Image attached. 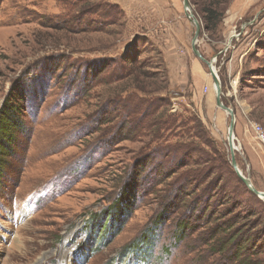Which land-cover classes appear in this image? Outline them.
<instances>
[{"label": "rangeland", "instance_id": "obj_1", "mask_svg": "<svg viewBox=\"0 0 264 264\" xmlns=\"http://www.w3.org/2000/svg\"><path fill=\"white\" fill-rule=\"evenodd\" d=\"M234 1L213 34L189 3L201 26L198 49L213 60L221 100L235 115L238 169L264 192V149L251 127L264 131V8L237 19V29L248 26V46L232 64L235 40L228 44L223 29ZM194 31L182 0H173L169 11L160 0H0V113L7 101L16 114L11 145L0 155V264H232L212 252L208 231L194 221L208 201L220 213L240 203L235 214L246 217L240 237L264 248V200L229 164L230 118L215 103L213 111L225 116L217 125L212 111L197 110L190 100L192 63L207 71L191 50ZM130 53L148 67V78L138 84L123 79ZM88 68L99 76L83 81ZM134 111L132 123L146 115L151 129L176 117L183 124L162 131L161 143L135 136L117 142ZM191 117L200 121L204 139L186 132ZM163 147L166 153L158 151ZM201 158L210 162L194 165ZM186 163L191 165L159 179ZM196 169L213 175L197 191L190 187L194 194L182 202L174 196L186 180H196ZM105 212L112 217L100 231L104 222L93 221ZM182 221L196 228L179 240ZM134 250L146 256L137 259Z\"/></svg>", "mask_w": 264, "mask_h": 264}, {"label": "trees", "instance_id": "obj_2", "mask_svg": "<svg viewBox=\"0 0 264 264\" xmlns=\"http://www.w3.org/2000/svg\"><path fill=\"white\" fill-rule=\"evenodd\" d=\"M230 1L231 0H201V1L192 0V3L196 8V12L200 16V20L202 21L204 30L208 34H213L215 30L218 28V26H220L222 19L224 17L226 6L229 4ZM102 18H104L107 21V25L113 24L112 18L111 16L108 15V13H104ZM137 58H138V54L135 53L133 55V53H130V56L126 60H123V62L126 63V67H124L122 72H123V79L133 78V80L137 81L138 84L139 80L147 79L148 76L146 70L147 65L141 64L137 60ZM85 70L86 71L81 75V79L83 81L87 80L90 77L93 78L99 76V73H95L97 71L89 72V68ZM135 88L137 92H145L144 87L137 86ZM134 114L136 115L137 113H135L134 111L130 115V117L132 118ZM15 116L16 114L9 106V102L5 101L2 107V111L0 113V135L7 134V136L9 137L8 138L9 141L0 140V155L2 153L4 154L6 147L11 145L12 140L10 139L12 137L10 133L11 131H13L14 127H16ZM145 116L146 115L142 116L143 118H141V120H139L137 124L132 123L135 120V116H134L133 117L134 119L131 122L127 123V125L125 124L121 126V134H118L117 142L125 141L131 138V136H135L132 140H135L136 138H143V139L149 138L150 143L152 142L161 143L165 139L163 133H161L162 131H166V132L171 131L172 127L177 122H178L177 123L178 126H181V124H183L182 118L176 117L169 124L167 123L157 124L155 129H151L153 125H151L150 122L148 123V121H144ZM187 122H189L192 125V127H190L189 129L186 128L185 126L184 128L187 129V130L185 129L186 132L192 131L193 132L192 136L204 139L205 133L200 121L197 118L191 117L190 119H188ZM138 125L140 126L138 127ZM124 129L125 130L127 129V131L125 133H122L124 132ZM158 151L160 152L164 151V153H166L164 147L159 148ZM166 156L168 157L169 155L167 154ZM221 160L223 161L222 164L228 167L224 157L221 156ZM209 162H210L209 160L207 159L203 160L201 158L200 161H195L194 165H201V164L207 165ZM145 164L146 163L138 164L137 167L139 171L137 172V175H139L145 169ZM190 165H191L190 163L178 165V167L172 173H170V175L168 173L166 174V172L161 173L159 179L166 181L167 179L171 178L172 174H176L178 170H182L183 167L186 168ZM210 172L211 171L208 172V170L202 171L196 169L191 174L193 178L196 180L193 182L186 180L178 188L177 193L175 194L174 197L181 199V201L183 202L186 196L189 195L191 196L192 194H194V192L188 193V189L190 187L191 188L195 187L196 188L195 191H197L199 186H201L200 184L204 185L208 182V179H210L213 175ZM221 180L222 179L220 178V181ZM208 204L209 201L207 202V205L205 207L199 208L197 213L201 215L196 217L194 221L199 220V222H202V224L199 225L198 228H203L208 231L209 236L207 242L210 243V249L212 250V252L222 255V257H224V260L228 259L229 261L232 262V264H264V260L259 258L260 254L264 253L263 251L264 248H261L260 245H256L254 248L249 247L247 245L248 239L244 238V236L240 237L243 230L242 229L243 227L241 226L242 223L246 220V217L244 215H240L239 213L235 214V212L236 210L241 209L242 205L240 203H238L237 205L233 203L231 208H227L224 210V212L220 213L218 212L217 208L213 207L212 205L210 206ZM109 217H112V215L109 216V214L105 212L104 214L101 215V219H99V217L98 219L95 218V222L93 221V224L95 225L97 221L100 220L103 221L104 223L100 226V231H101L104 228H106L107 226L106 222L108 221ZM179 228H180V233L178 235V239L180 240L181 238H183L184 233L186 231L188 230L193 231L195 230L196 227L193 225L189 226L188 223H184L182 221L180 223ZM146 235L142 239L144 243L148 242L149 241L148 239H150V237ZM96 236L97 237L100 236L99 231H96ZM135 245L138 247V243ZM145 253L144 250L143 251L138 250V252L137 250L136 251L134 250L132 252L133 255L137 256V259L142 255L146 256ZM140 261L141 260H139V262Z\"/></svg>", "mask_w": 264, "mask_h": 264}, {"label": "crops", "instance_id": "obj_3", "mask_svg": "<svg viewBox=\"0 0 264 264\" xmlns=\"http://www.w3.org/2000/svg\"><path fill=\"white\" fill-rule=\"evenodd\" d=\"M173 2V0H160L161 8L164 10L167 8L169 11L170 4ZM264 8V0H235L234 4L232 6V9L230 11V15L225 21L226 26H224V32L223 36L226 41L231 42L232 40H235V44L233 46V52L231 56V63L237 64L241 61L242 54L240 51H242L244 48H246L248 45L246 44V34L245 31L248 30V26L245 25L243 28L237 29L235 23L237 19H243V17L250 16V15H257L260 11H262ZM239 32V34L236 36V34ZM263 32V31H262ZM264 33V32H263ZM246 44V45H245ZM183 63L188 62L187 55H184ZM177 64L175 63V66ZM171 66L173 64L171 63ZM170 75L173 80V76L175 75L173 69L170 70ZM177 74V72H176ZM188 74V72H187ZM191 87H192V94H191V102L194 105V108L197 110L206 109L207 112H211V119L214 120L217 125H220L222 121H224L225 116L223 113H219L217 111H213V108L215 106V96L212 92V80L208 73V70L205 71V69L201 66V64L196 61L192 63L191 67ZM176 79V78H175ZM201 100L204 101V107L201 108ZM198 106V107H197ZM202 111V110H201ZM200 111V112H201ZM206 112V113H207ZM239 128V129H238ZM236 130L240 131V125H236Z\"/></svg>", "mask_w": 264, "mask_h": 264}, {"label": "water", "instance_id": "obj_4", "mask_svg": "<svg viewBox=\"0 0 264 264\" xmlns=\"http://www.w3.org/2000/svg\"><path fill=\"white\" fill-rule=\"evenodd\" d=\"M182 7L184 11L185 17L188 19V21L192 24V26L195 28L194 35L191 40V50L193 55L199 59L206 67L209 72V75L211 77L213 86H214V96H215V103L216 106L224 111L230 118V123L227 129V150L229 154V164L234 173L236 174V177L238 180L246 187V189L255 197H257L260 200H264V192L257 191L251 184L250 180L245 177L240 170L238 169V165L235 160V152L237 151L234 148V127H235V115L232 109L224 106L221 98H222V87L220 84V80L217 76V73L212 69L213 66V60H206L202 57L199 49H198V40L199 35L201 31V26L198 22V20L195 18V16L192 13L191 6L189 3V0H182Z\"/></svg>", "mask_w": 264, "mask_h": 264}, {"label": "built area", "instance_id": "obj_5", "mask_svg": "<svg viewBox=\"0 0 264 264\" xmlns=\"http://www.w3.org/2000/svg\"><path fill=\"white\" fill-rule=\"evenodd\" d=\"M251 127L253 129V132L255 134L256 140L260 143L261 147L264 149V131L261 128V126L252 123Z\"/></svg>", "mask_w": 264, "mask_h": 264}, {"label": "bare ground", "instance_id": "obj_6", "mask_svg": "<svg viewBox=\"0 0 264 264\" xmlns=\"http://www.w3.org/2000/svg\"><path fill=\"white\" fill-rule=\"evenodd\" d=\"M212 69L216 72V70H215V68H214V66H212ZM217 73V72H216ZM218 76V75H217ZM212 89H213V92H214V86H213V83H212ZM226 140H227V138H226ZM234 143V142H233ZM234 146V148L236 149V150H238V147L234 144L233 145Z\"/></svg>", "mask_w": 264, "mask_h": 264}]
</instances>
